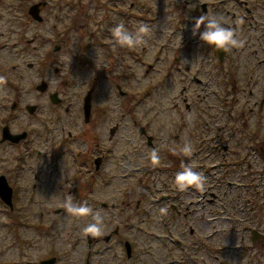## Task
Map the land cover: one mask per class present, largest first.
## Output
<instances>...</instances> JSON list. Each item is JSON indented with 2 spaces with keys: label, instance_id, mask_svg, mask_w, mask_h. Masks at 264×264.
<instances>
[{
  "label": "flooded vegetation",
  "instance_id": "flooded-vegetation-1",
  "mask_svg": "<svg viewBox=\"0 0 264 264\" xmlns=\"http://www.w3.org/2000/svg\"><path fill=\"white\" fill-rule=\"evenodd\" d=\"M43 1L45 0H0V20L7 18L8 23L14 20L23 25V31L30 25L31 20L43 23L42 12L46 9L43 4L40 5L39 11L41 20L34 19L29 13L32 5ZM138 1L131 0L130 10H122L121 5L117 9L127 16V11L138 13L146 10L145 4ZM186 9L191 16L178 14L173 22L175 25L180 19L185 24H191L202 14L222 16L225 26L233 28L244 43L242 47H230L225 50L217 49L216 46L198 38L197 42L196 39L194 42L199 43L202 49L192 53V56L196 55L195 58L186 56L183 61L179 53L173 56L168 73H178L182 80L186 78L180 93L184 95V108L189 113L188 119H181L175 122V125L177 130L186 131L187 139L183 141L184 144L181 142L182 147H178L181 133L175 134L172 143L175 148L170 147L167 150L160 159L161 165L153 171L152 167L143 169V173L150 178L139 192L126 187L125 192L120 190L118 192L111 187V178L109 173L104 171V165L108 159L107 153L112 152L115 147L105 146V149L100 147L94 151L91 145L92 140L97 139L93 138L95 131H98L99 135H104L106 131H104L106 128L104 121L97 120L103 117L94 115L95 86L89 87L84 96L76 99L75 105L80 98L81 104L73 110V124L82 127L79 128L78 133L73 134L64 126L67 124V118L61 114V110L59 111V105L66 103L67 100L66 87L72 86V82L68 78H63L60 79V84L53 85L48 80L47 53L43 52L38 61H27L28 64L25 62L23 51L18 52L21 61L16 64H6L2 62L5 59L0 56V77L3 78V81H0V145L16 148L18 152L13 153L12 157L18 160V164L21 162L18 170L13 168L12 172L0 171L3 172L0 176L6 178L12 189V207H8L9 220L3 225L8 226L13 232L15 245H26L23 229L29 227L27 213H31V207L37 206L39 198L44 195L41 194L43 186L46 184L51 188L52 193L63 187V184H58L60 178L57 183L51 185L47 177L54 169L57 177L59 170L63 169V159L67 158L70 159L67 169L72 171L69 180L72 190L68 189V193L73 192L75 195V190L77 201L80 200L79 197H82V200L86 199L88 190H100L105 196L102 198L96 195V202L93 204L116 208L118 201L125 204L126 208L132 205L136 215L142 220L148 218L151 205L166 207L168 213L174 212L181 216L185 225L188 224V219L195 220V217L199 218V227L215 226L213 222L217 221L220 225L227 222L229 227L227 230L230 232L226 233L232 234V241H228L229 238L225 239L227 241L224 244L227 245L221 246L219 243L220 247H217V251L230 250L235 256L232 257L233 260L238 261L237 264H264V0H200ZM173 11H175L174 7L171 8V15L175 13ZM5 29L9 32L11 25ZM200 31H203V27ZM2 38L6 40L4 47L18 45L17 41L11 42V39ZM28 41L33 44L36 39L32 38ZM103 43L108 44L106 41ZM56 46L59 50V45H55L54 51H57ZM41 48L42 52L46 46L43 50ZM62 69V66H54L53 72L58 73ZM29 71H34V76ZM30 84L34 86L35 91L31 89ZM78 84V82L74 83L75 86ZM115 86L121 91V84ZM194 86L202 92L204 104L201 106L193 101L196 90ZM33 92L36 96L35 100L39 99V101L32 100ZM87 96L90 98L89 114L86 113L84 106ZM44 99L46 101L41 102ZM46 106L58 111L59 117L56 119H49L46 115L43 117L42 110ZM64 106L66 111H69L72 103L67 101ZM178 107L174 106V108ZM149 123L147 121L146 125H137L136 137L140 141L137 151L141 150V144L146 148L147 146L156 148L157 136L151 131L152 127L148 126ZM116 127L108 126L109 132L115 134ZM176 129L173 132L177 131ZM99 135H97L98 139ZM111 138L109 134L108 140ZM185 144L192 145V153L188 156L184 154L180 156ZM150 154L151 152L148 151L146 155L150 157ZM171 163L179 167L177 172L182 170L180 167L182 163H191L193 170L202 173L205 177L203 190L189 187L181 191L175 183L172 185L177 172L171 167ZM193 163H198V166ZM164 175H167L165 178L169 182L165 180ZM138 179L142 181V178ZM81 180L84 182H80ZM129 191L134 199L124 200L123 194L127 195ZM22 193L26 195L24 203H21L24 198L21 196ZM146 195H149V198H146ZM116 199L117 201H114ZM3 204L6 205L4 202ZM60 211L61 208L58 207L57 213ZM121 212L124 216L125 209L119 210V213ZM45 213L46 211L41 213L40 217L43 218ZM117 218L119 221L122 220L119 214L116 215ZM158 221L167 222L162 216ZM172 223L176 225L173 219ZM169 230L177 233V228L170 226ZM195 230L196 226L188 224L181 233L170 237V243L175 247L183 246L187 254L194 253L193 247L188 242L185 243L184 236L191 238L189 235H194ZM217 230L210 228L209 231ZM119 232V226H116L111 233L105 234L103 239L108 242L113 235L118 236ZM196 235L192 244L201 237L200 243L209 239L207 232L198 233L200 237L197 239ZM93 240L92 244L99 242L96 237ZM127 241L131 245L129 256L126 250ZM92 244L88 246L85 264L90 263L89 254ZM117 247L121 248L126 258L130 259L137 245L122 236L118 244L113 245V248ZM107 249L108 247L105 248ZM55 258L58 261L56 255ZM215 258L218 260L219 256ZM201 259L199 257L194 259V264H203ZM217 264H224V259L220 258Z\"/></svg>",
  "mask_w": 264,
  "mask_h": 264
},
{
  "label": "rangeland",
  "instance_id": "rangeland-1",
  "mask_svg": "<svg viewBox=\"0 0 264 264\" xmlns=\"http://www.w3.org/2000/svg\"><path fill=\"white\" fill-rule=\"evenodd\" d=\"M140 1L145 4L146 10L138 13L127 11V16L117 8L121 5L122 10H130L131 0H45L46 5L44 4L43 7L46 9L42 12L44 22L37 23L31 20L30 25L24 31L23 25L14 20L11 23H8L7 18L0 20V56L5 59L2 62L9 65L20 62L21 56L18 52L23 51L25 62L28 64L27 61H38L40 55L46 52L49 61L48 80L53 85L60 84V79L63 78L71 80L72 86L66 87L67 100L65 102L72 103V106L69 111H66V106H64L66 103H62L59 105V111L61 110V114L67 118V124L64 126L73 134L78 133L79 128L82 127V125L80 127V125L73 124V110L81 104L80 98L75 105L76 99L84 96L89 87L95 86L94 115L103 117L97 120L104 121L106 126L104 131H106L104 135L101 133L99 135L98 131H95L93 138L97 139H93L91 145L94 151L100 147L105 149V146L107 148L115 147L112 152L107 153L108 159L104 165V171L109 173L110 186L117 189L118 192L119 190L125 192V187L133 188L138 192L143 190L150 178L143 173V169L152 167L153 171L161 165V161L157 165L152 164L149 155H146L148 151L157 150L161 159L167 150L173 147L175 134L181 133L178 147H182L181 142L184 144L183 141L187 139L186 131L177 130L175 125V122L189 118V113L184 108V95L180 93L186 78L182 80L180 74L168 72L172 66V58L176 53H179L185 61L186 56L195 58L196 55L192 56V53L202 49L199 43L194 42V39L197 42L199 38L197 35L193 36L192 33L194 22L185 24L180 19L176 21L177 25L173 23L178 14L191 16L186 8L200 0ZM140 1L138 3H141ZM173 7L175 13L171 15ZM121 22L133 34L141 22L147 24L149 33L144 37V42L132 48L121 47L117 44L111 36V29ZM8 25H11V29L6 32L5 28ZM2 37L11 39V42L17 41L18 45L4 47L6 40ZM32 38H35L36 41L30 44L28 40ZM104 41L108 44H104ZM55 45H59V50H53ZM45 46L46 49L43 50ZM40 48L43 50L42 52ZM54 66H62L63 69L54 73ZM29 73L34 76V71H29ZM76 82L79 84L75 86ZM118 83L122 86L121 91L115 86ZM30 86L31 89L34 88L32 84ZM194 88L196 90L193 101L201 106L204 104L201 97L202 92L197 87L194 86ZM33 91L35 90L33 89ZM35 97L33 92L32 100L39 101V99L35 100ZM43 101L46 99L41 102ZM174 106L179 107L174 108ZM42 112L43 117L46 115L49 119L59 117V112L54 111L51 106H46ZM147 121L150 122L148 126L152 127L151 131L157 136L156 148L148 146L146 148L141 144V150L137 151L140 142L136 137L138 135L137 125H146ZM55 123L58 124L56 120ZM108 126H117L116 133H110ZM174 129L177 131L173 132ZM109 134L112 138L108 140ZM97 135L100 136L99 139ZM15 152H18L16 148L0 145V171L12 172L13 168L18 170L21 162L18 164V160L16 161L12 157ZM180 156H184L182 152ZM63 161V169L59 170L57 177L55 169L51 174L47 172L49 175L47 181H50L51 185L57 183L60 178L62 181L59 180L58 184H63V187L52 193L51 188L45 184L41 190V194L44 195L39 198L37 206L31 207V213H27L30 223L29 227L23 229L25 246L15 245L13 232L8 226L3 225L8 222L10 212L8 204L4 205L0 200V264H42V261L55 255L58 257L55 264H85L89 251L88 246L94 240L89 242L88 235H85L83 230L92 222V215L96 212H99L104 218L102 234L96 237L99 242L91 246L89 264H171V261H174L172 264H194V259L198 257L202 258L203 264H217L220 258L224 259V264L238 263L237 260H233L232 257L235 256L230 250L217 251V247H220L219 243L221 246H225L227 245L224 244L227 241L225 239L229 238L228 241H232V234L226 233L230 232L227 230L229 228L227 222L220 225L217 221L213 222L215 226L199 227L198 217H195V220L188 219L187 223L196 226V230L194 235H189L191 238L188 239L184 236L185 243L188 242L194 251V253L187 254L184 252L183 246L175 247L170 243L171 236L173 237L187 228L188 224L185 225L181 216L174 212H161V209L167 210L164 206L150 205L148 218L142 220L136 215L134 206L130 205L126 208L125 204L119 203L117 199L114 200L117 201L118 207L116 208L100 207L93 204L96 202V195L104 198L105 195L100 190H88L87 198L82 200V197H79L80 200L77 201L75 190V195L73 192L68 193V189L72 190L71 182H69L72 171L67 169L70 159L64 158ZM195 164L198 166V163H193V165ZM171 167H174L175 172L179 168L174 163H171ZM165 176L167 177L164 175V178ZM138 178H142V181ZM166 181L169 182V180ZM173 183L174 180L172 185ZM21 196H24L21 200V203H24L25 193H22ZM70 196L73 203L76 204L89 201L87 205L92 209V212L88 216L68 214L64 204ZM123 198L124 200H133L134 196L129 191L127 195L123 194ZM146 198H149V195H146ZM107 200L110 201L108 198ZM58 207L61 208L59 213H57ZM123 209H125L124 216H122V212L119 213V210ZM45 211V216L41 218L40 214ZM117 214L121 216L122 220L116 219ZM161 216L167 222L158 221ZM172 219L176 225L172 223ZM116 226H119L120 229L118 236L113 235L111 240L106 242L104 235L111 233V230ZM170 226L174 229L177 228V233L170 231ZM210 228L218 230L212 233L209 231ZM205 232L209 239L200 243L202 237L197 239L200 237L198 233L205 234ZM195 234H197V241L192 244ZM163 235L165 236L163 237ZM122 236L129 241H134V244L137 245L134 255L130 259L126 258L121 248H113V245L118 244ZM109 246L112 247L109 248ZM106 247H108L107 250H105ZM217 255L219 256L218 260L215 258Z\"/></svg>",
  "mask_w": 264,
  "mask_h": 264
},
{
  "label": "clouds",
  "instance_id": "clouds-1",
  "mask_svg": "<svg viewBox=\"0 0 264 264\" xmlns=\"http://www.w3.org/2000/svg\"><path fill=\"white\" fill-rule=\"evenodd\" d=\"M203 27V31L200 29ZM112 36L117 44L121 47L132 48L141 42H144V37L149 33V26L143 22L135 29V34L129 31L123 22L115 25L111 29ZM193 36L199 34L201 41L216 46L217 49L227 50L230 47L238 48L243 46V40L239 39L236 31L228 26H225L223 17L211 14H202L194 19V28L192 29ZM0 81L3 78L0 77ZM192 145L185 144L181 152L188 156L192 153ZM150 160L153 165L160 162V157L157 150L153 149L150 154ZM181 171L175 175L174 183L176 187L183 191L189 187H194L198 190H203L205 177L202 173L193 170L191 163L181 164ZM65 210L71 216H88L92 209L87 203H73L72 197H68L64 204ZM166 209H161L165 212ZM103 216L96 212L92 215V222L84 228V234L92 237H97L102 234Z\"/></svg>",
  "mask_w": 264,
  "mask_h": 264
},
{
  "label": "water",
  "instance_id": "water-1",
  "mask_svg": "<svg viewBox=\"0 0 264 264\" xmlns=\"http://www.w3.org/2000/svg\"><path fill=\"white\" fill-rule=\"evenodd\" d=\"M41 4H45V2H41V3H36L34 5L31 6L29 13L30 15L37 20H41V16L39 14L40 11V5ZM58 49V46L55 47V50ZM53 97V95H52ZM85 111L86 113L89 114L90 111V98H88V96L85 99ZM87 114V117H88ZM113 133V132H112ZM0 198L9 205V207H12V189L11 187L8 185V182L6 180V178L4 176H0ZM95 237H92L90 235H88V241L91 242ZM126 250H127V254L128 256L131 254V245L130 243L127 241L126 242ZM57 261V259L55 257H51L50 259L44 260L42 261V264H55Z\"/></svg>",
  "mask_w": 264,
  "mask_h": 264
}]
</instances>
